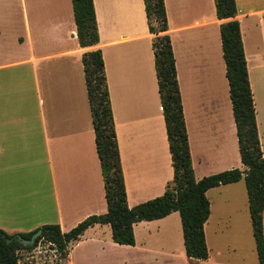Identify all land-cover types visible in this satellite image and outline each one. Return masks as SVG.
<instances>
[{
    "label": "crops",
    "instance_id": "0c3cea01",
    "mask_svg": "<svg viewBox=\"0 0 264 264\" xmlns=\"http://www.w3.org/2000/svg\"><path fill=\"white\" fill-rule=\"evenodd\" d=\"M98 41L81 47L71 0H0V229L67 231L107 210L82 53L100 50L126 202L162 195L173 168L143 0H92ZM196 180L244 169L214 0H163ZM264 156V0H234ZM197 264H258L244 179L207 189ZM264 236V207L262 210ZM134 244L95 223L64 264H181L178 211L133 224Z\"/></svg>",
    "mask_w": 264,
    "mask_h": 264
},
{
    "label": "trees",
    "instance_id": "16d2710c",
    "mask_svg": "<svg viewBox=\"0 0 264 264\" xmlns=\"http://www.w3.org/2000/svg\"><path fill=\"white\" fill-rule=\"evenodd\" d=\"M148 30L153 34L152 50L158 94L164 117L173 177L162 195L129 207L126 202L120 157L117 148L112 111L104 74V64L98 48L82 53L87 98L94 130V141L104 180L107 210L84 218L67 231L59 224L46 223L28 232L7 233L0 229V264H20V250H32L39 241L46 242L65 257L67 246L77 240L89 226L109 224L111 238L118 244H134L133 224L152 220L178 211L182 226L185 256L190 261L206 259L208 249L204 223L209 215L207 189L244 179L248 210L258 264H264L262 210L264 207V156L257 133L253 96L248 80L239 22L234 18V0H214L216 17L221 21L219 33L229 97L236 124L238 150L244 169L237 167L194 178L182 104L176 79L175 60L167 34V19L163 0H143ZM78 44L95 45L98 41L92 0H71ZM40 229L31 245L16 238H29ZM10 239V241H7Z\"/></svg>",
    "mask_w": 264,
    "mask_h": 264
},
{
    "label": "rangeland",
    "instance_id": "374dc122",
    "mask_svg": "<svg viewBox=\"0 0 264 264\" xmlns=\"http://www.w3.org/2000/svg\"><path fill=\"white\" fill-rule=\"evenodd\" d=\"M18 256L20 264H64V258L44 241H39L32 250H20ZM185 263L181 262V264ZM187 263L197 264L195 261H187Z\"/></svg>",
    "mask_w": 264,
    "mask_h": 264
},
{
    "label": "water",
    "instance_id": "95a60500",
    "mask_svg": "<svg viewBox=\"0 0 264 264\" xmlns=\"http://www.w3.org/2000/svg\"><path fill=\"white\" fill-rule=\"evenodd\" d=\"M41 233V230L38 229L34 231L29 238H24L20 234L16 235V238L21 241L24 245H31L34 243V240L36 239L37 236H39ZM7 241H10V239H7Z\"/></svg>",
    "mask_w": 264,
    "mask_h": 264
}]
</instances>
